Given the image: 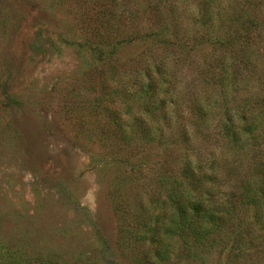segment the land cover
<instances>
[{"label":"rangeland","instance_id":"374dc122","mask_svg":"<svg viewBox=\"0 0 264 264\" xmlns=\"http://www.w3.org/2000/svg\"><path fill=\"white\" fill-rule=\"evenodd\" d=\"M0 264H264V0H0Z\"/></svg>","mask_w":264,"mask_h":264},{"label":"trees","instance_id":"16d2710c","mask_svg":"<svg viewBox=\"0 0 264 264\" xmlns=\"http://www.w3.org/2000/svg\"><path fill=\"white\" fill-rule=\"evenodd\" d=\"M178 195V199L175 200V207L178 210L179 216H180V220L184 221L185 217H188L190 213H194L197 214L199 213V208L201 207L200 205H195L192 202H184L183 200L180 199V196L182 194L181 191H179L177 193ZM202 205V204H201Z\"/></svg>","mask_w":264,"mask_h":264}]
</instances>
